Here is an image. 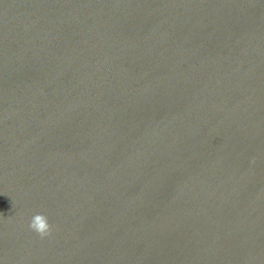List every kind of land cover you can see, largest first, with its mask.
Wrapping results in <instances>:
<instances>
[{"label":"water","instance_id":"95a60500","mask_svg":"<svg viewBox=\"0 0 264 264\" xmlns=\"http://www.w3.org/2000/svg\"><path fill=\"white\" fill-rule=\"evenodd\" d=\"M0 264H264V0H0Z\"/></svg>","mask_w":264,"mask_h":264},{"label":"clouds","instance_id":"9594fccd","mask_svg":"<svg viewBox=\"0 0 264 264\" xmlns=\"http://www.w3.org/2000/svg\"><path fill=\"white\" fill-rule=\"evenodd\" d=\"M29 228L42 238L50 234L48 219L43 214L34 215L30 221Z\"/></svg>","mask_w":264,"mask_h":264}]
</instances>
